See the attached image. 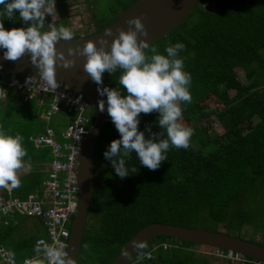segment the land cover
Here are the masks:
<instances>
[{
	"label": "trees",
	"instance_id": "16d2710c",
	"mask_svg": "<svg viewBox=\"0 0 264 264\" xmlns=\"http://www.w3.org/2000/svg\"><path fill=\"white\" fill-rule=\"evenodd\" d=\"M131 1L108 5L103 17H95L94 2L87 1L92 7L88 20L92 29L83 35L110 23ZM65 6V0H55L58 15ZM176 43L185 45L179 56L192 77V102L181 104L182 122L194 129L190 146L170 147L167 160L155 171L141 166L133 152L127 164L135 165L138 172L121 179L103 155L113 140L120 139L107 116L93 143V185L76 264H109L126 240L149 223L200 229H207L201 224L221 225L223 232L240 237L243 225L264 229L256 222L264 218V0H197L184 20L150 47L166 55L165 49ZM119 75V70L111 75L105 72L101 87L120 88L126 94ZM17 97L7 92L0 106V128L23 137L24 159L31 170L19 172L21 186L8 195L24 199L41 193L51 154L47 147L35 148L29 140L42 131L38 106L34 100L20 103ZM92 118L90 109L88 126ZM158 119L157 112L140 114L138 130L146 139L150 138L146 127L151 133L162 132ZM211 122L221 127V134H209ZM161 138H167L166 134ZM6 195V189H0V198ZM13 225L0 226V245L8 252L24 249L26 256L36 252L37 236L11 240ZM254 230L249 238H242L255 242ZM155 238L160 240L140 249L129 264H195V244L165 235L151 240Z\"/></svg>",
	"mask_w": 264,
	"mask_h": 264
},
{
	"label": "clouds",
	"instance_id": "9594fccd",
	"mask_svg": "<svg viewBox=\"0 0 264 264\" xmlns=\"http://www.w3.org/2000/svg\"><path fill=\"white\" fill-rule=\"evenodd\" d=\"M0 6H3L0 17L6 16L11 20L13 13L18 12L23 22H31L27 28L5 30L4 19H0V48L6 50L4 59L17 61L29 55L40 79L55 91L60 87L56 80L58 62L65 69L75 65L74 60L66 59L55 48L58 41L74 40L71 29L63 25L57 27L52 22L48 31H42L46 16L58 19L55 0H0ZM126 24L129 25L127 31L117 29L118 35L112 39L110 51L105 49L109 46L106 37L113 36L111 30H106L104 36L95 42H86L82 48L77 46L67 50L69 57H86L84 72L98 86L99 95L107 98V113L120 139L113 140L103 155L121 179L138 172L135 165L129 167L127 164L133 152L137 154L141 166L155 171L167 160L170 147L188 149L194 134L193 128L179 122L184 111L181 104L192 102L189 91L192 77L184 71V60L179 56L185 45L176 43L165 49L166 55H161L157 47H150L146 42L148 33L141 17H133ZM117 70L120 71L119 85L126 90V94L120 88L101 87L103 74L107 72L111 75ZM0 100H7V92L3 88H0ZM97 104L99 111L104 112L105 101L99 100ZM153 112L159 113L158 124L162 132L151 133V128L146 127L145 130L150 133V138L146 139L144 132L138 130L139 116ZM165 134L167 138H161ZM26 156L23 137L18 133L13 136L0 128V189L12 190L21 186L19 172L22 169L31 170L24 159ZM39 243L44 244V241ZM132 246L143 249L146 244L133 242ZM35 251H42L49 264H74L63 247L45 244L43 249L36 248ZM122 255L127 258L129 253L125 251ZM14 257V252L8 253V259L13 264ZM37 264H43V261H37Z\"/></svg>",
	"mask_w": 264,
	"mask_h": 264
},
{
	"label": "water",
	"instance_id": "95a60500",
	"mask_svg": "<svg viewBox=\"0 0 264 264\" xmlns=\"http://www.w3.org/2000/svg\"><path fill=\"white\" fill-rule=\"evenodd\" d=\"M197 0H133L123 9L110 23L99 30L85 35L74 36L72 41H58L55 44L57 52H62L66 59L75 61V65L68 69L56 67V80L67 89L79 93L87 101L92 111L93 118L78 145L75 163V212L71 219L65 252L76 264L77 254L81 238L87 220V208L93 185L92 151L96 135L107 120V105L105 111L100 112L97 102L104 100L97 92V87L91 78L84 72L83 65L86 62L84 56H68L69 48L83 47L88 41L95 42L104 36L106 30H111L113 36L106 37L110 51L113 38L118 35L117 29L128 30L126 21L133 17H141L145 30L148 33L146 42L150 45L157 39L165 36L175 28L188 15ZM139 38V37H138ZM99 47V45H97ZM6 50L0 48V70L2 72L26 75L40 79L37 69L31 64L30 56L25 55L17 61L4 59ZM105 101V100H104ZM165 235L176 241H186L200 246L201 253L211 251L208 256L213 257V251L225 250L240 254L253 260L264 262V246L248 241L240 236H234L222 230H207L200 228L183 227L178 225L149 223L135 231L123 244L113 260L109 264H129L140 249H134L133 242H144L145 244L154 236ZM127 251L128 257L122 254ZM205 255V254H204Z\"/></svg>",
	"mask_w": 264,
	"mask_h": 264
},
{
	"label": "built area",
	"instance_id": "2783aa9c",
	"mask_svg": "<svg viewBox=\"0 0 264 264\" xmlns=\"http://www.w3.org/2000/svg\"><path fill=\"white\" fill-rule=\"evenodd\" d=\"M29 81V82H28ZM0 87L16 91L23 103L34 100L38 106L36 117L44 124L42 131L29 137L33 147H47L51 160L47 165V177L43 181L40 194L31 193L24 199L7 195L0 198V226L14 224L18 218H37L41 221L44 236L37 237L34 245L43 249L45 244L65 251L71 219L75 212V163L78 145L86 133L89 123V104L82 96L61 86L55 91L43 80L26 75L2 72L0 70ZM57 113L68 116L67 122L59 132V142L53 130L47 125L50 118ZM44 241V244L39 243ZM7 249L0 245V264H13L8 259ZM213 254L224 257L231 262L264 264L257 260H246L237 253L215 250ZM149 252L144 256L149 257ZM49 264L41 251L23 257L15 264Z\"/></svg>",
	"mask_w": 264,
	"mask_h": 264
},
{
	"label": "rangeland",
	"instance_id": "374dc122",
	"mask_svg": "<svg viewBox=\"0 0 264 264\" xmlns=\"http://www.w3.org/2000/svg\"><path fill=\"white\" fill-rule=\"evenodd\" d=\"M89 1L91 3V1H93V5H94V16L95 17H99V16H104L105 13L102 12L104 11L103 9H106L108 7V5L110 4H117V2H120L122 0H86ZM132 2V1H131ZM74 0H71V2L69 4H73ZM68 4V3H67ZM3 6H0V10H2ZM74 7H70L68 8V10H66V8L64 9H60L59 11V15H58V19H56L55 16L51 17V16H46L45 17V27L42 31H48L49 30V24H51L52 22L58 27L60 25L66 26V18L68 21V28L71 29V31L73 32V34H79V35H83L84 33L90 31L92 29V27H88L91 26L90 23L88 22V10L90 9L89 4H86V6H78L77 8ZM117 7V6H116ZM115 8V7H114ZM208 8H211V5L208 6ZM67 11V14H66ZM0 19H4L2 21L3 26L5 28V30H11L13 28H27L30 26L31 22L25 23L21 20V18L19 17V13L18 12H14L13 13V19L9 20L7 19L6 16L4 17H0ZM240 73V71H238ZM244 80V79H242ZM231 93V92H229ZM208 104L210 107L214 108V104L212 102V100L208 101ZM67 120H66V115L64 113H57L54 114L49 122H48V126L53 130L54 135L56 137V139L59 142H62V139L59 136V132L63 129V127L65 126ZM181 124L184 125V123L182 122V120L179 121ZM40 126L44 127V124H40ZM185 126V125H184ZM222 133V129L221 127L216 123V122H211V129L209 131V134L212 136L215 135H219ZM89 223L94 225L95 224V220L93 218H89ZM256 222L261 223V227L260 228H264V218L262 219V221L259 219ZM201 227H206L207 229H216V230H222L221 225H219V227L217 226H212L210 224H206V225H202ZM254 228L251 230V227L247 226V225H243L240 229V234L242 237L245 238H249L250 235H252ZM30 231V230H28ZM252 231V233H251ZM256 231V230H254ZM23 233V232H22ZM21 233V234H22ZM31 233V232H30ZM20 234V233H18ZM27 234V232H25V235ZM40 235V236H44L45 234L42 232H38L35 231V233H33L31 236H35V235ZM238 234V235H240ZM252 239H254L255 242L262 244L264 246V229H259L258 231H256V234L253 235V237H251ZM154 240V239H153ZM153 240H149L146 243V247L147 248L149 246V244L151 242H157L160 240L155 238V241ZM194 249V253H193V262L195 264H220V262L218 260H216L215 258L208 256V254H211V251L208 250L209 252L206 253H201V248L199 246H193L192 247ZM196 251V252H195ZM15 253V257L14 260L16 262L20 261L23 257H26L24 249H20ZM205 254V255H204Z\"/></svg>",
	"mask_w": 264,
	"mask_h": 264
},
{
	"label": "crops",
	"instance_id": "0c3cea01",
	"mask_svg": "<svg viewBox=\"0 0 264 264\" xmlns=\"http://www.w3.org/2000/svg\"><path fill=\"white\" fill-rule=\"evenodd\" d=\"M1 88L5 89L4 87H1ZM5 90H6V92H8L10 89H5ZM11 91L17 93L16 91H13V90H11ZM17 95H18V93H17ZM17 101H19L20 103H23L21 101L19 95L17 97ZM4 103H5V100H0V106H3ZM67 119H68V116H66V120ZM34 193H36V192H34ZM13 226H14V231H13L11 240H16L22 236H31L33 233H35V231L44 233L42 223L37 218H18V220L14 223ZM28 230H30V231H28ZM25 232H27L26 235H25ZM18 233H20V234H18ZM35 236L42 237V236L37 235V234ZM213 258L218 260L220 262V264H239L238 262H231L224 257H218L216 255H214ZM240 264H250V263L244 262V263H240Z\"/></svg>",
	"mask_w": 264,
	"mask_h": 264
},
{
	"label": "flooded vegetation",
	"instance_id": "af4514ba",
	"mask_svg": "<svg viewBox=\"0 0 264 264\" xmlns=\"http://www.w3.org/2000/svg\"><path fill=\"white\" fill-rule=\"evenodd\" d=\"M66 1V6H65V8H66V10H68V8H70V7H74V6H76L75 8H77L78 6H86V4H87V1L86 0H74V3L73 4H69L70 2H71V0H65ZM68 3V4H67ZM92 7L90 6V9H91ZM57 13V12H56ZM66 14H67V11H66ZM91 16H92V12L90 11V10H88V20L91 18ZM57 17H58V14H57ZM57 19V18H56ZM66 27H68V21H67V18H66ZM78 36L79 34H74V36Z\"/></svg>",
	"mask_w": 264,
	"mask_h": 264
}]
</instances>
